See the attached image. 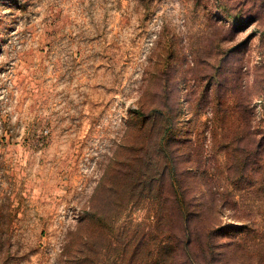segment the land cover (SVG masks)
<instances>
[{"label": "rangeland", "instance_id": "obj_1", "mask_svg": "<svg viewBox=\"0 0 264 264\" xmlns=\"http://www.w3.org/2000/svg\"><path fill=\"white\" fill-rule=\"evenodd\" d=\"M0 264H264V0H0Z\"/></svg>", "mask_w": 264, "mask_h": 264}, {"label": "trees", "instance_id": "obj_2", "mask_svg": "<svg viewBox=\"0 0 264 264\" xmlns=\"http://www.w3.org/2000/svg\"><path fill=\"white\" fill-rule=\"evenodd\" d=\"M171 179V178H170Z\"/></svg>", "mask_w": 264, "mask_h": 264}]
</instances>
